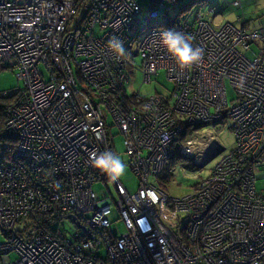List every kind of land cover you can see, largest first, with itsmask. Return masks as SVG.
I'll return each mask as SVG.
<instances>
[{"label":"built area","instance_id":"built-area-1","mask_svg":"<svg viewBox=\"0 0 264 264\" xmlns=\"http://www.w3.org/2000/svg\"><path fill=\"white\" fill-rule=\"evenodd\" d=\"M181 2L146 0L152 27L133 45L137 0H0V64L23 82L5 109L14 146L0 163L1 264H264V188L256 185L264 179V31L214 27L201 13L192 23L171 19L204 50L200 63L182 67L159 43L166 28L153 23ZM114 35L126 55L109 47ZM134 55L143 82L164 70L168 95L126 91ZM226 116L233 146L208 176L182 196L149 182L175 152L193 153L199 127ZM105 117L122 134L138 186L112 181L117 197L99 200L92 185L110 178L91 155L111 151ZM211 140L198 141L202 152L224 149ZM63 220L71 231L52 228Z\"/></svg>","mask_w":264,"mask_h":264},{"label":"rangeland","instance_id":"rangeland-1","mask_svg":"<svg viewBox=\"0 0 264 264\" xmlns=\"http://www.w3.org/2000/svg\"><path fill=\"white\" fill-rule=\"evenodd\" d=\"M137 1L141 6V11L135 16L132 26L128 30L129 38L134 41L133 45L137 44L152 27L150 20L144 19L147 14L146 0ZM233 1L234 0H184V2L178 3L172 8H168L166 15L169 16V19H177L179 17L181 23L184 24L187 22L192 23L198 13H201L203 19L207 20L214 27L230 23L238 28L264 31V0H238V6L234 5ZM210 9L212 10L211 13L207 14ZM132 60L135 68H132L130 71L128 82L125 84V89L129 94L138 91L142 96L147 97L155 92H160L165 95L171 92L173 83L166 78L164 70H159L158 74L153 76L151 81L143 82L142 73L138 70V66L141 64V58L139 55H134ZM39 67L41 70H45L43 64ZM22 86L23 82L16 78V69L7 67L5 64H0V96L10 95L12 90ZM225 87L227 100L229 106H231V100L235 97V92L227 81L225 82ZM104 120L110 150L117 152L127 164L128 157L124 153L122 134L118 131L116 126L112 125L110 117H105ZM231 124V117L226 116L212 122L210 125L199 127V133H195L194 145L190 148V152L193 150V153L184 155L178 151L185 157L186 161L178 159L174 164L168 167V170L161 173L159 177H150L149 182L169 196H182L189 192L196 181L210 174L216 162L233 146L234 135L230 128ZM208 133L223 146V150L217 153L201 151V142H198L200 139L203 141V144L213 145L215 143L211 140L210 135L203 136L202 138V134L205 135ZM206 148L207 147H204V149ZM190 165L192 167H190ZM168 173L170 174L169 178L167 181H164L162 177ZM119 179L122 185L128 190L133 191L138 186V178L131 171L128 164L124 175ZM256 185L259 190L264 188V179H258ZM92 188L99 200H103L109 196L114 198L117 197L115 185L110 179L95 181ZM108 217L110 220L116 218V211L114 208L111 209V213ZM52 228H58L63 232H68L71 231L73 226L68 221L63 220L61 223L55 221L52 224ZM3 238L0 232V241H2ZM99 254L105 258L104 249H100ZM8 258L14 261L17 258V254L11 252L8 254Z\"/></svg>","mask_w":264,"mask_h":264},{"label":"clouds","instance_id":"clouds-1","mask_svg":"<svg viewBox=\"0 0 264 264\" xmlns=\"http://www.w3.org/2000/svg\"><path fill=\"white\" fill-rule=\"evenodd\" d=\"M192 37L174 29H163L159 32V43L173 55L182 67L198 64L203 59L204 50L193 47ZM108 45L118 56L126 55L124 43L117 36L109 39ZM92 165L108 175L112 181H117L124 175L127 164L115 151H104L91 155Z\"/></svg>","mask_w":264,"mask_h":264},{"label":"trees","instance_id":"trees-1","mask_svg":"<svg viewBox=\"0 0 264 264\" xmlns=\"http://www.w3.org/2000/svg\"><path fill=\"white\" fill-rule=\"evenodd\" d=\"M172 20L169 19V16L162 17L158 19L157 21H154L153 23L155 26L164 27L166 29H173L172 26H170ZM2 95L0 96V163H4L9 160V158L12 155L14 142L12 138L8 136V134L5 131L4 123H5V109L6 107L14 101V98L12 95ZM185 160V157L180 154L178 151L175 152L173 157L168 162V167L172 164H174L177 160ZM190 167H192L190 165ZM169 173L162 177L164 181H167L169 178Z\"/></svg>","mask_w":264,"mask_h":264},{"label":"water","instance_id":"water-1","mask_svg":"<svg viewBox=\"0 0 264 264\" xmlns=\"http://www.w3.org/2000/svg\"><path fill=\"white\" fill-rule=\"evenodd\" d=\"M216 153H217V152H216ZM68 217L71 218L72 220L74 219L72 215H69Z\"/></svg>","mask_w":264,"mask_h":264},{"label":"bare ground","instance_id":"bare-ground-1","mask_svg":"<svg viewBox=\"0 0 264 264\" xmlns=\"http://www.w3.org/2000/svg\"><path fill=\"white\" fill-rule=\"evenodd\" d=\"M207 149V148H206Z\"/></svg>","mask_w":264,"mask_h":264}]
</instances>
